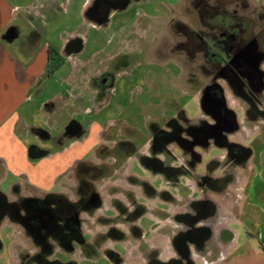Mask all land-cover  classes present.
I'll return each instance as SVG.
<instances>
[{
    "label": "flooded vegetation",
    "instance_id": "flooded-vegetation-1",
    "mask_svg": "<svg viewBox=\"0 0 264 264\" xmlns=\"http://www.w3.org/2000/svg\"><path fill=\"white\" fill-rule=\"evenodd\" d=\"M104 1L97 0L92 6L89 17L94 21L104 20L107 7L118 0H107L103 4ZM130 1L123 2L126 4ZM191 1L193 3L194 0ZM196 3L198 4L194 9L199 20L196 31L190 29L187 21H173V17L168 16L169 20L163 24L168 32L171 33L172 29L180 26L185 33L181 34V40L168 45L160 38L157 39L154 32L159 48L153 47L149 58L155 57L157 53L161 55V49H165L167 56L179 57L185 68H188L185 63L189 62V58L198 60L197 72L203 79L198 86V117L190 120L184 109H180L174 117L162 119L164 126L158 125L157 119L150 118L143 134L139 132V127L129 124L130 122L118 121V141L113 146L117 147V155L113 156L116 157L114 162L120 163L118 170L135 171L128 175L120 173L127 186L124 180L117 183L112 188L115 190L112 194L117 192L118 195L110 199L114 209H103L94 218L93 221L100 225V231L81 230L83 220L88 221L90 217L82 219L80 214H92L102 205L101 198L90 180H78L76 187L79 195L76 199L67 198L64 194L46 193L43 197L26 196L9 202L0 195V221L7 216L10 221L20 224L26 238L29 237L34 245L32 252L27 245L16 248V251L20 250L17 264H77V255H84L81 262L90 260L95 264L102 260L105 264H195L191 246L195 252H201L207 245L214 253L212 257L216 256L218 246L210 236L214 224H217L218 215L217 206L210 197L193 200L187 206L188 210L181 214L171 215L158 207H168L178 202L171 194L173 190L192 191L193 188L188 184L182 185L179 180L200 176V172L195 169L198 165L194 151L196 144L204 147L212 144L209 153L220 149L214 147L215 144L224 146L225 155L221 159L216 153L211 156L212 166H207L208 173L205 171L207 182L201 186L195 179L198 187L194 193H199V190L201 193L220 190L224 182L230 180V172L237 166L246 164L251 148L231 140L238 123L234 111L236 104L234 99L228 102L229 97L226 98L225 91L228 90L235 101L242 105V108L237 106L238 111H244L249 121L259 122L264 135V3H260L258 7H252L249 0H214V3H209V0H196ZM166 10L167 14L173 12L168 8ZM182 13L188 15L187 11ZM141 33L144 34L143 31ZM77 48L76 41H71L64 51L70 53ZM64 61L65 59H57L56 63L53 61L48 64L46 74L53 73ZM92 61V57L87 58L84 66L78 62L80 67L76 72H80L83 67L91 68L85 77V89H95V97L102 94L103 98L106 91L112 88L111 66L103 65V61L100 67L90 66ZM74 75L69 80L72 83L75 82ZM204 78H207L206 83ZM72 83H68L69 89H78L77 83ZM105 106L106 102L101 105V109H106ZM109 120L111 121L108 119L105 123ZM145 136H148L147 144H144V148L143 144L137 148L136 142H141ZM144 140L145 138L142 142ZM174 143L181 147V152L173 148ZM133 156L136 159H133L130 166L127 161ZM72 167L77 168L79 177H96L97 172L108 169L106 166L89 165L87 160H78L70 168ZM200 168L203 170V167ZM216 169L223 171L222 178L211 176ZM136 171L143 176H139ZM156 172L164 175L161 179L166 180L167 188L158 189L149 181L151 179L159 185L160 179L156 177ZM156 197L162 201H155ZM107 210H111L113 214H106ZM150 215L183 222V225L178 226L164 225L166 232L172 233L169 242L174 248V255L166 256L162 247L145 241L149 240V235H152L151 228L155 226ZM144 219L152 223L149 229L142 226ZM206 220L207 224L197 225ZM108 238L112 239L110 243ZM116 246L121 251L116 250ZM129 246L137 249L139 258L134 257L136 253L130 251ZM57 255L70 259L62 262ZM10 256L9 254V258ZM10 263L16 264L12 260Z\"/></svg>",
    "mask_w": 264,
    "mask_h": 264
},
{
    "label": "crops",
    "instance_id": "crops-1",
    "mask_svg": "<svg viewBox=\"0 0 264 264\" xmlns=\"http://www.w3.org/2000/svg\"><path fill=\"white\" fill-rule=\"evenodd\" d=\"M87 3L89 0L80 7ZM70 5L71 0H0V192L9 202L33 196L29 191L34 192L36 197H40V193L53 192L51 189L55 187L57 178L76 161L94 156L103 136L117 121L111 119L107 124H100L96 117L105 109L77 101L85 99L89 89H69V80L76 72L74 59L79 60L80 57L81 65H86L87 61L86 57H82L86 52V34L79 30L81 22H77L76 18L83 9L72 10ZM70 10L74 15L70 14ZM62 20L66 22L60 25ZM59 26L63 28V33ZM75 40H80L79 47L70 53L65 52L66 45ZM53 54L65 61L48 75L46 70ZM62 67H67L61 81L68 88L44 96L47 89V82L45 84L44 81L56 77ZM61 110L69 112L62 114ZM40 112L44 114V119L48 115L50 123L57 129L56 134L37 125ZM78 113L81 120L75 118ZM90 115L93 118L88 119ZM40 138L42 143H48L42 145ZM248 138L251 152L246 164L230 172L228 183L229 190L235 195L233 200L222 203L214 192L208 195L217 206V224H214L210 236L218 246L216 256L212 257L214 253L208 245L201 252H195L191 246L195 264H264V135L257 130L248 134ZM246 143L244 141V145ZM136 173L143 176L138 171ZM124 174L134 172L125 170ZM155 174L160 179L159 185L151 179L149 181L158 189L167 188L166 180L161 179L164 175L160 172ZM223 174V171H215L213 177L219 178ZM122 180L127 186L126 180ZM188 180L180 179L179 183L186 185ZM193 187L188 192L173 190L171 194L180 201V206L170 204L168 207L161 206L164 209L158 207L159 210L171 215L181 214L188 210L187 206L193 200H204L205 196H193L198 186ZM155 201L162 200L156 197ZM258 209L260 213H255ZM150 218L155 225L152 237L166 224L183 225L180 220H163L156 215H150ZM7 221H10L7 216L0 221V230ZM244 222H249L251 226L241 224ZM202 224H207V220L197 223ZM163 239L165 244L161 247L164 254L174 255L169 238ZM16 248L18 246L12 242L7 245L9 262L13 261ZM3 249L0 240V252Z\"/></svg>",
    "mask_w": 264,
    "mask_h": 264
},
{
    "label": "rangeland",
    "instance_id": "rangeland-1",
    "mask_svg": "<svg viewBox=\"0 0 264 264\" xmlns=\"http://www.w3.org/2000/svg\"><path fill=\"white\" fill-rule=\"evenodd\" d=\"M86 1L87 0H71L70 5V9L72 10L75 9L76 11H79L80 9H83L81 10V13H77L76 15L77 22H81L79 30L85 31L86 34V52L82 55V57H92L93 61L90 63V66L100 67L102 65V61L103 65L106 64L111 66L110 72L113 81L112 88L106 91L103 98H101L102 94L95 97V89H89V95L87 94L89 99L87 100V97H85V99L83 97L77 101L82 104H93L99 107L106 102V109L103 110L99 117H96L99 119L98 122L103 124L108 119H114L117 121L110 127L109 133L103 136L101 144L95 149L94 156L89 157V161L87 160L89 165L98 167L106 166L108 169L103 170L102 172H97L96 177H88L86 175L79 177L77 168L72 167L57 178L55 187L53 188L54 190L51 189L53 192L50 193L64 194L67 198L76 199L79 195V191L77 190L78 187H76L78 180H90V182L94 185L95 191L98 192L101 198L102 205L95 209L92 214L86 212H82L80 214L82 219L90 217V220L88 221L83 220L81 230L85 231L89 229L93 231H100V225L93 220L98 214H101L100 212L103 209H114L113 206H111L110 199L118 194L117 192H115L116 194H112V192L115 191L112 188L120 181H123L120 173L124 174V172L118 170V167L121 165L118 161L114 162L116 157H113L117 155V152L115 151L117 147L114 148L113 146L116 145V141H118V121L126 120L130 122L129 124L139 127V132L143 134L147 129L146 124L149 123L150 118L157 119V124L163 125V118L171 116L174 117V114H176L180 109H184L190 120L196 119V117L200 114V100L199 103L197 100L199 91L198 86L203 79L197 72L198 60H192L189 58V62L185 63L188 65V68H185L179 57L167 56L165 49H161V55L157 53L155 57L152 56L149 58L153 47L159 48V42L157 39L160 38L168 45L174 44L176 41L182 39L181 34L185 32L180 26L172 29L171 33H169L163 26V24L169 20L170 16L173 17V21L177 19L187 21L190 29L196 31L197 22L199 21L194 9V7L198 4L196 3V0H194L193 3L191 0H149L146 2H143L142 0H131L126 4H124V0H118L110 7H107L104 14V20L101 19L100 22L94 21L92 17H89L91 8L95 5L97 0H89V3L81 8V4ZM106 1L107 0H105L103 4H106ZM210 2L214 3V0H209V3ZM249 3L252 7H258L260 3H264V0L261 2H259V0H249ZM166 8L172 10V14H167ZM182 11H187L188 15H184ZM70 14H72L71 10ZM90 20L93 22L89 23ZM65 22L66 21L62 20L59 24L61 25ZM59 29L60 32L63 33V28H61V26H59ZM142 31L144 34L141 33ZM154 32H156L157 35L156 40ZM75 41L79 47L80 40ZM57 59L58 56L53 54L49 64L53 61L56 63ZM78 59L79 60L74 59V66L76 70L80 67L78 66V62L80 65L82 64L80 60L81 58L79 57ZM90 70L91 68H88L87 66L85 68H81L80 72L75 73L73 80L75 79L74 83H77V86H79L78 89H75V91L86 88L87 80L85 77ZM204 70H206V68ZM66 73L67 67H62L55 74L57 75L56 77L53 76V78H49L48 80L45 79L46 81H44V83L46 84L47 82V89L44 96L51 95L55 91L59 92L61 89L68 88L69 85L67 86L61 81V78L66 75ZM204 80L206 83L207 78H204ZM71 83L72 81H69V84ZM225 92L226 98L227 96L229 97L228 102H232L234 99V103L236 104L234 106V111L236 112L235 116L237 122L239 123L240 121L239 125L236 123L237 128L232 134L231 140L242 144L246 141V146H249L250 138H248V134L261 129L259 122L254 121L255 123L258 122L255 124L254 122L249 121L244 111L237 110L238 107L242 108V105L237 100L235 101V98L231 96V93H229L228 90ZM67 112L69 111L61 110L62 114H66ZM76 117L77 120H81V114L78 113V116L75 115V118ZM91 118L93 117L90 115L88 119ZM38 119H40V122L37 125H40V127L53 134L57 133V129H55L50 123L51 121L48 115L44 119V114L40 112ZM93 120H95V118ZM144 138L146 141L144 140L145 142L143 141V143L142 140ZM144 138L141 139V142H136L137 148H140L141 144H143L142 147L144 144H147L148 136H145ZM41 140L42 139L40 138V143H42ZM45 143L48 142H44L42 145H45ZM47 147L48 146H43L42 148L47 149ZM211 147H213L212 144L207 147L196 144V150H194L197 154L196 163H198L195 169H197V172H200V176L195 179L199 181L200 184H206L205 182H207V179H205L207 178L205 176V171L208 173L207 166H212L211 162L213 157L211 156L216 153V155H218L221 159L223 155H225L224 146H217V144H215L214 147H219L220 149L212 150L209 153V149ZM173 148L179 149L180 151L177 150L178 152L182 151L181 147L176 143L173 144ZM63 157L68 158L66 156ZM133 159H136V157L133 156L128 159V165H132L131 162ZM240 166L237 167L239 168ZM200 167H203V170ZM133 171H135V169L131 171L129 169V172ZM215 171L219 172L218 169ZM213 173L211 174L212 177ZM147 175L149 174L146 173V177ZM223 176H221V178ZM195 179L191 178L188 180V185L191 189L194 188L193 186H196ZM228 182L229 180L224 182V185L220 190L214 191L216 198L222 203H227L235 197L234 192L229 190ZM29 193L30 195H35L32 191H29ZM211 193L213 192L205 191V193H201L199 190V193H195L193 196H208ZM45 195L46 193H40L39 196L43 197ZM179 202L175 203L174 207L180 206ZM105 213L108 215L113 214L111 210H107ZM255 213H260L259 209L258 211L255 210ZM113 217H115V215H113ZM160 218L163 219L162 217ZM150 224L152 225L150 221L145 219L142 222V226H144L145 229H149ZM241 224L251 226L249 222ZM231 225L234 224L232 223ZM236 227H239V225ZM154 228H151V233L154 232ZM163 228L164 227L160 228L156 233H154V237L149 235V240L145 241H149L150 244H156L158 242L156 245H159L160 247L164 245L165 242L163 238L166 237L170 240L172 233L168 234L166 229ZM86 237L89 239L88 235ZM0 240L2 241V245L4 247L2 252H0V264H11L8 260L7 250V245L11 242L14 246L18 247H21L22 245L30 246L31 248L29 249L31 252L34 251V245L29 237L26 238L23 227L12 221H7L5 227L0 230ZM111 240V238H108V243H110ZM129 247H131L130 251L133 250L132 252L136 253L134 257L139 258L140 256L136 251L137 249H134L132 246ZM115 249L121 251L119 246H116ZM18 251H14L12 256L13 261L16 264L20 260V253ZM77 257V264H95L90 260L81 262V258H83L84 255H77ZM57 258L62 262H68L70 259V257L63 255H57ZM129 258L131 259L132 256ZM225 262H227V259ZM96 263L105 264L106 262L102 260Z\"/></svg>",
    "mask_w": 264,
    "mask_h": 264
},
{
    "label": "water",
    "instance_id": "water-1",
    "mask_svg": "<svg viewBox=\"0 0 264 264\" xmlns=\"http://www.w3.org/2000/svg\"><path fill=\"white\" fill-rule=\"evenodd\" d=\"M0 195H2V193L0 192ZM4 196V195H3Z\"/></svg>",
    "mask_w": 264,
    "mask_h": 264
}]
</instances>
